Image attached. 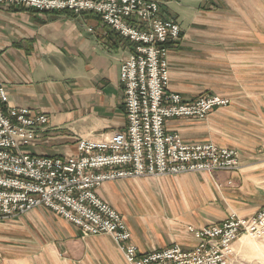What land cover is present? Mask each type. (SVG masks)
Here are the masks:
<instances>
[{
  "label": "crops",
  "instance_id": "crops-1",
  "mask_svg": "<svg viewBox=\"0 0 264 264\" xmlns=\"http://www.w3.org/2000/svg\"><path fill=\"white\" fill-rule=\"evenodd\" d=\"M226 4L242 7L244 13L227 19L263 28L228 35L242 40H234L230 47L218 42L209 53L216 69L226 74L206 94L227 98L229 106L215 109L205 120L170 119L167 128L186 142L235 148L239 166L212 175H166L129 185L107 182L98 188L101 198L128 214L130 243L140 255L174 243L192 249L199 241L189 226L222 223L232 213L249 217L264 206V39L260 41L264 0H226ZM190 28L191 20L170 49V64L181 53L192 54L189 38L194 39L195 32ZM131 48L95 14L0 4V81L7 92L1 104L6 112L26 107L49 117L31 152L75 155L81 139L104 140L126 126L120 68ZM170 88L178 91L172 82ZM125 246L107 234L85 235L46 207L0 221L3 264H128Z\"/></svg>",
  "mask_w": 264,
  "mask_h": 264
},
{
  "label": "built area",
  "instance_id": "built-area-1",
  "mask_svg": "<svg viewBox=\"0 0 264 264\" xmlns=\"http://www.w3.org/2000/svg\"><path fill=\"white\" fill-rule=\"evenodd\" d=\"M165 3L169 0H0L43 12L95 14L132 46L120 68L126 126L104 140L81 139L75 155L31 152L49 117L26 107L6 112L1 103L7 92L0 81V221L49 208L85 235L107 234L126 244L128 264H236L237 240L251 236L264 243L263 206L249 217L232 213L222 223L189 226L199 241L192 249L174 243L140 255L122 214L97 193L103 184L122 179L212 174L239 166L235 148L186 142L167 128L170 119L205 120L230 101L212 93L186 99L170 88L168 54L182 28L175 16L162 13Z\"/></svg>",
  "mask_w": 264,
  "mask_h": 264
},
{
  "label": "rangeland",
  "instance_id": "rangeland-1",
  "mask_svg": "<svg viewBox=\"0 0 264 264\" xmlns=\"http://www.w3.org/2000/svg\"><path fill=\"white\" fill-rule=\"evenodd\" d=\"M166 9L175 16L178 15L184 30H186L191 20L192 28L190 30L195 32V38H189L192 54L183 56L181 53V55H177L173 63L170 64L168 61L172 74L171 82L178 92L179 90L183 92L181 94L186 98H196L206 94L211 91L210 87L212 85H216L225 78L226 71L216 69L210 60L211 54L209 55L218 46V42L222 46L230 47L233 46L234 40H238L239 37L235 38L228 35L241 36L247 34L248 31L252 33L256 27L259 30L263 29L258 23L253 24L227 19L229 15L241 16L244 13L242 7L232 8L226 4V0H170L169 3L162 6V13L169 16ZM263 39V35H261L260 41L263 42ZM207 174L212 175L213 173ZM163 177L150 176L113 182L128 183L129 185V181L140 183L150 178L162 179ZM141 189L146 190L145 187ZM122 216L126 221L128 214H122ZM15 243H18V241H15ZM234 249L236 264H264V243L260 240L251 236H244L235 242Z\"/></svg>",
  "mask_w": 264,
  "mask_h": 264
}]
</instances>
